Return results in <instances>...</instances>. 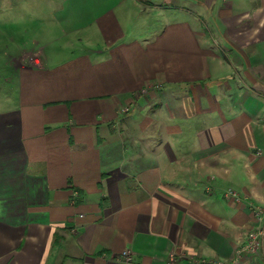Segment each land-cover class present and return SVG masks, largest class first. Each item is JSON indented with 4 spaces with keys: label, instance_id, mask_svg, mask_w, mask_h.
Segmentation results:
<instances>
[{
    "label": "crops",
    "instance_id": "1",
    "mask_svg": "<svg viewBox=\"0 0 264 264\" xmlns=\"http://www.w3.org/2000/svg\"><path fill=\"white\" fill-rule=\"evenodd\" d=\"M184 1L58 0L1 65L0 264L231 258L264 206V0Z\"/></svg>",
    "mask_w": 264,
    "mask_h": 264
},
{
    "label": "rangeland",
    "instance_id": "2",
    "mask_svg": "<svg viewBox=\"0 0 264 264\" xmlns=\"http://www.w3.org/2000/svg\"><path fill=\"white\" fill-rule=\"evenodd\" d=\"M57 1L0 0V70L2 69L1 65L12 60L13 56H17L19 53L23 58L25 52L30 51L32 48L29 44L30 38L39 32L38 26L41 21L52 18L54 13L52 10L58 5ZM184 3L188 4L189 2L185 0ZM230 47L234 49L233 46ZM230 47L223 44L225 51L230 50L232 52ZM236 49L240 50V48ZM28 56H30L29 53H27L26 58ZM145 93L146 91H144ZM125 109H123L124 113L128 111L127 108ZM228 190L224 193L225 196H227Z\"/></svg>",
    "mask_w": 264,
    "mask_h": 264
},
{
    "label": "built area",
    "instance_id": "3",
    "mask_svg": "<svg viewBox=\"0 0 264 264\" xmlns=\"http://www.w3.org/2000/svg\"><path fill=\"white\" fill-rule=\"evenodd\" d=\"M261 153V150H256V154L260 155ZM226 195L234 196L235 193L228 190ZM253 217L254 220L251 228L246 232L240 243L236 245L229 260L194 258L192 262L194 264H257L258 261L264 263V206H254ZM121 257L125 261H129L131 259L130 250H123ZM175 259L176 253L174 251L170 252L169 264H175Z\"/></svg>",
    "mask_w": 264,
    "mask_h": 264
}]
</instances>
